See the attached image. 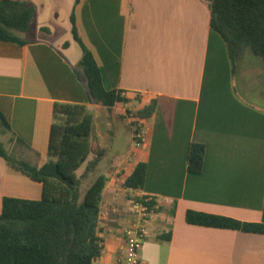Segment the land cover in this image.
Wrapping results in <instances>:
<instances>
[{"label": "crops", "instance_id": "0c3cea01", "mask_svg": "<svg viewBox=\"0 0 264 264\" xmlns=\"http://www.w3.org/2000/svg\"><path fill=\"white\" fill-rule=\"evenodd\" d=\"M19 1L35 7L31 30L23 34L31 36L22 35L24 46L0 40V113L6 121L0 118V141L15 158L36 167L47 162L55 104L87 105L93 114L100 108L93 148L98 129L119 123L132 143L121 105L114 107L116 121L102 113L107 108L89 104L74 69L83 50L72 16L104 88L125 93L138 112L153 108L141 115L145 145L131 146L118 167H106L107 174L99 170L101 150L91 174L108 178L103 251L93 264H123V229L134 211V192L123 179L138 162L146 164V176L134 191L160 204L147 225L142 264H264V235L186 221L188 211L244 223H261L264 216V61L250 49L233 61L211 27L212 0ZM65 45L68 53L61 50ZM192 143L206 147L199 174L187 170ZM5 197L40 200L42 185L0 157V214Z\"/></svg>", "mask_w": 264, "mask_h": 264}, {"label": "trees", "instance_id": "16d2710c", "mask_svg": "<svg viewBox=\"0 0 264 264\" xmlns=\"http://www.w3.org/2000/svg\"><path fill=\"white\" fill-rule=\"evenodd\" d=\"M211 27L226 42L234 59L246 49L264 61V0H212ZM35 16L32 3L0 0V40L22 46V36L30 32ZM72 33L83 54L74 67L87 92L90 106L112 109L131 100L122 91L106 90L101 70L93 53L79 38L71 17ZM66 46V45H65ZM152 107L139 110L149 115ZM141 116V117H142ZM0 118L6 124L2 114ZM93 111L87 105L55 104L51 126L48 160L42 167L12 156L0 141V157L16 171L42 185L40 200L5 197L0 214V264H93L102 254V201L108 178L100 175L84 195L82 182L97 168L103 152L94 154ZM206 147L192 143L187 170H203ZM85 166L80 176L78 171ZM146 164L138 162L134 171L123 179L127 189H142ZM190 225L231 229L264 235L261 223H244L231 218L188 211Z\"/></svg>", "mask_w": 264, "mask_h": 264}, {"label": "built area", "instance_id": "2783aa9c", "mask_svg": "<svg viewBox=\"0 0 264 264\" xmlns=\"http://www.w3.org/2000/svg\"><path fill=\"white\" fill-rule=\"evenodd\" d=\"M125 96V93H122ZM124 119L130 130L134 149L145 145L147 127L139 112L128 104L121 105ZM133 193V215L126 221L123 229L125 241V258L123 264H142L141 250L147 231L150 217L159 209V201L153 197L136 193L133 189H127Z\"/></svg>", "mask_w": 264, "mask_h": 264}, {"label": "rangeland", "instance_id": "374dc122", "mask_svg": "<svg viewBox=\"0 0 264 264\" xmlns=\"http://www.w3.org/2000/svg\"><path fill=\"white\" fill-rule=\"evenodd\" d=\"M23 36L29 37L31 35L28 34V35H23ZM61 50L64 53L69 52L68 47L66 46H63ZM102 111H103L102 113L108 118H111L114 116L112 119L116 121L119 119V115H118L119 112H116L117 111L116 108L105 109ZM100 112H101L100 108L94 110V114L96 115V117L98 116ZM99 128H101L100 125H99ZM94 141H95V147H94L95 151L98 152L101 150H105V159H104V162L102 163L103 166L101 164L99 168V170H101V172L105 174H107V171H106L107 168L118 167L121 161L126 156V154L130 152V149L132 150L131 146L133 147V143H131V140H130V134H129L128 128L123 123H119L116 127H109L106 129L102 127L101 130L98 129V132L96 134V139H94ZM12 156H14L13 153H12ZM84 170H85V166H83L78 171V174L81 176L84 173ZM99 172L100 171H98V173ZM94 175L92 176L90 175L88 178L83 180L82 187H81L82 195L86 193L88 187L90 186L92 181L95 179ZM121 176L122 174L120 172L116 178L120 179ZM119 186L122 188L121 182L119 183Z\"/></svg>", "mask_w": 264, "mask_h": 264}]
</instances>
